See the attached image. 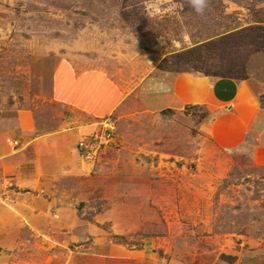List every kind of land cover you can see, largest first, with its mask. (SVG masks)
I'll return each mask as SVG.
<instances>
[{
    "label": "rangeland",
    "instance_id": "obj_1",
    "mask_svg": "<svg viewBox=\"0 0 264 264\" xmlns=\"http://www.w3.org/2000/svg\"><path fill=\"white\" fill-rule=\"evenodd\" d=\"M197 7L0 0V264H264V155L215 151L205 109L151 93L231 67L264 107V0ZM238 34L234 56L169 70Z\"/></svg>",
    "mask_w": 264,
    "mask_h": 264
},
{
    "label": "crops",
    "instance_id": "obj_2",
    "mask_svg": "<svg viewBox=\"0 0 264 264\" xmlns=\"http://www.w3.org/2000/svg\"><path fill=\"white\" fill-rule=\"evenodd\" d=\"M165 78L166 81L159 79L152 83L151 93L164 96L174 95L175 92V99L169 98L167 102L164 100L167 107L174 106L176 102L183 103L184 109L186 106L205 109L208 115L206 120L199 124L198 135L206 141H211L215 151H247L252 157L264 155V107L259 104L258 94L248 80L211 79L192 74H167ZM84 85H77L78 92L83 93L86 90ZM30 122L32 124V121H28L29 124ZM23 124L27 126L25 122ZM31 134L27 132V135L23 136L33 141L58 140L56 135ZM35 169V172H38V168Z\"/></svg>",
    "mask_w": 264,
    "mask_h": 264
},
{
    "label": "trees",
    "instance_id": "obj_3",
    "mask_svg": "<svg viewBox=\"0 0 264 264\" xmlns=\"http://www.w3.org/2000/svg\"><path fill=\"white\" fill-rule=\"evenodd\" d=\"M235 37H236L235 35H232V36H227L226 38L220 39L217 43H219V46L221 48H218L217 46H215L214 48L211 47L212 45L217 44V43H213L210 45H205L204 47L197 48L193 50L192 53H185V54L175 56L174 58H177V61H175L174 63H170L169 70L173 69L176 72H185L187 70L186 68H193V69H196L197 71H200L201 67H199V65L205 64L207 59L212 58V54L215 53L216 51L218 52L219 55L224 56V57H227L229 55L234 56L233 54H235L241 48H244L246 46V44L243 42L245 41V37L240 35L239 36L240 40H235ZM227 69L230 70L229 73L219 71L220 73H214L213 76H218L219 78L232 79V80H238V81L247 80V77L238 74L237 73L238 71L231 73L232 72L231 67ZM167 112H171V111L167 110Z\"/></svg>",
    "mask_w": 264,
    "mask_h": 264
},
{
    "label": "clouds",
    "instance_id": "obj_4",
    "mask_svg": "<svg viewBox=\"0 0 264 264\" xmlns=\"http://www.w3.org/2000/svg\"><path fill=\"white\" fill-rule=\"evenodd\" d=\"M190 2L198 6L197 7L198 12H202L204 8L207 7V0H190Z\"/></svg>",
    "mask_w": 264,
    "mask_h": 264
},
{
    "label": "built area",
    "instance_id": "obj_5",
    "mask_svg": "<svg viewBox=\"0 0 264 264\" xmlns=\"http://www.w3.org/2000/svg\"><path fill=\"white\" fill-rule=\"evenodd\" d=\"M110 135H107V137H109Z\"/></svg>",
    "mask_w": 264,
    "mask_h": 264
}]
</instances>
